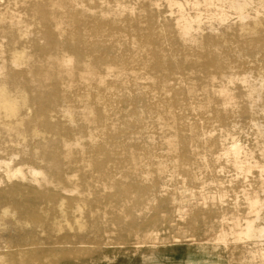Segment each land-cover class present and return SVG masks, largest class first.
<instances>
[{"label": "bare ground", "instance_id": "6f19581e", "mask_svg": "<svg viewBox=\"0 0 264 264\" xmlns=\"http://www.w3.org/2000/svg\"><path fill=\"white\" fill-rule=\"evenodd\" d=\"M26 1L25 3L29 4V6H27L31 11V16L37 17L43 25V30L41 29L42 31H39L47 40L46 46L41 45L43 47L39 44H34L35 51L37 54L43 53L44 55H46V51L50 52L51 55L49 56L53 61L48 65L45 64L48 68L43 70L45 68H40L39 64L41 63H38L39 68H37L35 65L36 62H32L34 55L31 56V61L27 60V56L15 52V49L13 50L14 53L10 51L8 57L3 55L4 52L1 55V62L4 61V63L0 66V212L11 203L9 202L10 196L24 193H28V196H30L33 192L36 194L35 196L38 198L39 205L43 211L47 207L48 209L52 208L51 210L53 211L57 209L56 212L60 214L62 218H64L62 213L66 210L65 204L68 202V209L74 210V213L71 214L73 216L71 217L77 219L76 222H79L78 224L81 225L80 218L82 214H84L83 211L85 206H89L88 200L90 199L81 196L82 191L79 187H81L82 183L77 182L76 175H72L76 177L73 179L74 177H71L67 170L63 169V167L61 168V163L72 165V167L75 165L74 168L83 169L85 173L82 174V178L88 179L95 175L98 179V182H96L99 184L101 182L102 184L101 189H95L94 192H102L110 189L112 192L106 195L104 199L109 203H114L119 208V206L122 207L125 205L126 198H131L130 195L132 192L136 195L135 192L142 193L144 191L146 193V191H152L153 187L142 186L140 182L149 180L153 172L156 174L158 173L159 169L155 166V164L159 162L158 158L160 161L165 158L174 162V164L170 162L165 171L169 173L168 170L170 168L174 169V172H172L173 176L177 174V169L192 167L191 163L192 160L195 159V156L205 154L206 152L210 153V151H208V146L213 145V147H215L214 145H217L218 142L216 138L209 136L210 133L206 130L209 129L208 126L214 128L218 125L221 126L222 130V126L235 123V115L233 119L231 115H229L231 111L233 112L232 108H235L238 104L232 102L234 97H236H233V93L230 92V86L232 84L237 85L243 96L247 98V106H243L240 110L241 115L254 113L259 100L264 97V77L262 80H259L256 76L253 77L251 74V71L255 70L257 67V65L254 66L257 61L251 57L260 53L263 56L260 58L264 59V30L259 27V21H261V17H264V0H185V4L189 3L192 6L191 10H193V7L195 8L196 13L194 15H187L186 12L183 13L185 10L184 7H182L183 4H180L181 2L178 3L180 5L177 6V0H165V2L169 4L167 6L172 9L177 7L178 12H180L178 19L175 21L171 19L169 26L172 28L171 30L168 29L169 31L165 30L164 27L163 30L162 28L160 29L154 24L153 21L155 20L151 23H149V21V24L145 22L144 25L143 19L141 20V15L138 16L136 9L134 11L123 10L124 6H122L123 8L116 7L117 9L114 12L112 11V15H107V10L105 9L104 11L103 9L100 13H94L88 20H85L87 17L83 19L78 16L80 11L77 12L74 10L72 0H45V2L37 0ZM142 1L144 2V0ZM175 4L176 6H171ZM16 6L17 5L14 7ZM64 6L68 7V10ZM61 7L66 8V11H61ZM94 7L95 6H93V8ZM180 7H182V10ZM186 7L189 8L188 6ZM19 8L21 10V7ZM130 8L132 7L130 6ZM24 10L23 12H25ZM123 11V15H128L127 17L124 16L126 18L125 20L118 17ZM201 12L205 13V15L207 14L211 20L207 21V17H202L203 13L201 14ZM169 13L170 12H168V14ZM177 14L179 13H176V15ZM59 15H64V18H61L62 16ZM129 15H131V17ZM231 15H234L237 21L238 19L240 20V23H237L241 24L242 29L239 35L240 38L236 41V46L234 45L235 48L233 49V55L237 54L236 58H238L235 61L232 60L235 63H231L232 61L227 63L228 58L224 59V55L222 54L224 51L220 49L221 47L224 49L222 39H219V36L216 35L217 33H213L216 26L228 24L229 18L232 17ZM173 16L175 15L173 14ZM18 17L21 19L20 15ZM19 18L11 13H7V11L3 13L0 12V35L5 36L10 34L11 38L16 41V37L21 33L23 27ZM23 18H25V16ZM202 18H205L206 21L210 23L208 25L210 30L205 34L203 42H199L198 40H200L202 34L198 36L197 32L198 30L204 29ZM160 19L159 17V20ZM205 19L203 22H205ZM248 19L252 20V23L251 26L249 25L250 27L246 28L244 22ZM25 27L26 26H24V28ZM232 30H236L235 27ZM226 32H228V30ZM219 34L220 33H218V35ZM222 34L223 33H221V35ZM230 37L228 36V39ZM33 41L35 42V40ZM228 43L227 41V44ZM134 46H136V48L131 49ZM34 54L36 55V53ZM226 54V56L230 55L227 52ZM257 57L259 58V54ZM20 64H27L28 67L22 71L8 72V69H12V67H16ZM143 66L148 69L145 73H134L131 71ZM218 75L224 80L219 84H215ZM145 76L149 82L146 84V87L143 88L140 79ZM44 79L52 80H49V82H51L48 83ZM122 85H125L126 89L132 88L135 90L140 95V99L144 100L147 107L153 111H151L153 115L147 118L148 120L150 119L149 121H145V117L141 115L142 113L140 114L136 110L131 112V107L133 106L130 101L120 97V93L123 92L121 89ZM191 102L202 103L203 108L200 112L203 117L202 119H196ZM262 104L264 107L263 100ZM209 106L215 108L214 116H211V114L207 112ZM75 109H78L79 112L77 114L80 116V123L76 127H70L68 125L66 127L61 123L62 120L59 122L55 121L57 117H55V114L57 113L59 116L62 115L63 120L66 118L65 120L71 125L75 120ZM132 114L136 115V118L134 120L128 119ZM150 114H148V116ZM53 118L55 120H52ZM134 121L138 123L137 129L132 127ZM254 125L256 126V124ZM231 128H233L232 125ZM236 128H238V126ZM148 129L154 131H148ZM231 131L233 132L234 130L231 129ZM83 133H85L84 135L87 137L85 140H82V137H84ZM79 134L80 136H77ZM231 135H229V137ZM256 135L257 139L264 136L263 131H261L259 127ZM157 139H159V141L156 142ZM220 139L222 140V138ZM220 139L219 144L222 143ZM226 140L228 139L223 138V141ZM227 142H229V140ZM237 142L238 140L232 138L229 144H227L228 146L223 143L221 144L223 146L221 149L224 151V156H226L227 160L231 162V165H233L236 170L240 169L242 163L245 161L252 163L255 157L253 154L254 152L250 151V149L246 151L244 148L245 146L243 147ZM199 147L203 150H199ZM216 152L219 154V151L216 150ZM215 154V151H213L211 157L218 158L216 156L217 154ZM222 154L220 153V155ZM17 158L26 166V169L23 168V166L18 168L12 167L13 165H11V162ZM14 163L18 162L15 161ZM252 168L253 166L246 167V169L249 170ZM45 170L48 171L49 175ZM191 173L195 172L192 170ZM144 174L147 175L145 180L143 177L139 178ZM192 175L193 174H190L191 177ZM260 176L262 177L261 181L264 182V171L260 172ZM187 177L188 175L186 178ZM94 178L95 177L91 178L90 181H93ZM125 179L130 180L127 181ZM258 179H260V177ZM82 182L87 183L89 187L91 186V183L89 184L88 181L82 180ZM214 182L215 181H213V183ZM242 183L246 185V182ZM158 184L159 181H156L153 185L155 186ZM248 185H250V183ZM206 186L204 185L203 187L202 185L203 188ZM255 186L257 187L256 184ZM236 187H238V185ZM249 188L252 187L250 186ZM259 188L257 187V189ZM260 189L263 190L262 187ZM220 190L221 191L217 192L216 195L214 194L215 196L205 197L202 203H200V200L197 198V202L195 201L190 205L192 210H190L189 213L183 212L182 206L177 204V200L176 198H172L173 196H165L166 198L162 200V205L170 210L174 208L173 206L178 208L177 211L181 217H179L176 224L177 227L178 225L187 228L193 227L192 225L196 224V222L204 224L206 228L200 230V235H196L197 238L193 237L192 240L185 241L187 246L202 249L205 251L203 254L216 257L213 261L204 257L205 259H202V264H231L232 261L224 257L225 250L229 247L228 241L230 240L235 242L236 245L232 248L239 250L240 257H246L248 260L260 257L261 260L259 263L252 259L249 261V264H264L263 254L259 252L257 255H254L257 251L248 248V243H257L258 240L264 239V198L255 190L251 192L243 190V199L246 205L243 207V204L238 200L232 201L230 199L231 201H228L226 199L228 197H226L228 191L226 192L222 190V188ZM164 191H166V188ZM224 191L225 194H223ZM239 191H241V189ZM107 192L109 191L107 190ZM69 193H71V195L77 193L78 195L76 194V197H70L68 195ZM87 193V195L85 193V196L90 194V192ZM102 196L104 195L101 193L96 194V199L94 201L96 203L100 202ZM150 197L153 198L152 195ZM237 198L235 197V199ZM140 201H142V199ZM106 205L108 204L106 203ZM133 206L134 204H132V207ZM153 208L155 207L153 206ZM124 209L123 211H126ZM114 211L111 212L114 213ZM123 211H121V213ZM19 212L21 213V210ZM88 212L91 214L93 209L90 208ZM95 212L98 213L97 211ZM56 214L50 215L49 217L44 216V219L41 220L47 233V235H45L43 232L46 238L44 243L46 247L43 249L42 256L53 257V255H58V258L60 257L62 262L61 264H73L70 262V259L72 256L75 258L78 254H82L81 252L84 253L81 246L85 243L88 244L86 240H88L89 237L87 238V236H90V238L92 237L93 241L94 238L100 236H97L98 226L94 228L97 219H90L91 222L92 220L94 221L92 224L93 229L88 231L87 234H78L79 231L78 233L71 234L69 230L66 231L68 229L65 227L66 224H63V222L67 221L65 219L66 217L62 219ZM101 214L97 217L99 218ZM124 215L127 216V214ZM138 215L141 214L138 213ZM45 217L47 218L45 219ZM108 217H110V215ZM129 219L130 218H127V220ZM38 222L40 223V221ZM145 224L146 237L142 238H146L147 240H144L148 241L150 245H148L149 249L147 251H140L141 253L138 254L142 264H151L147 262L149 260V255L152 254H161L171 257V253L176 252V244H178L179 240L171 242L167 240V238L159 235L160 229L158 228L157 217H153ZM106 226H108V224ZM39 229L40 228H38V230ZM31 230L32 229H29V231ZM101 230L107 231L105 228ZM131 233L132 232H130V234ZM26 234H28V232ZM230 234L232 237H229ZM116 236L119 235L116 234ZM183 237L185 236L183 235ZM25 238H27V236H25ZM205 240L207 242H205ZM113 242L115 241L113 240ZM38 245L39 243L36 242L35 238H29L26 242H22L21 245L15 246V248L12 246H10V248L7 246L2 247L0 245V264H42V262L37 263V253L33 251ZM57 245H63V247L58 249ZM142 245L144 246V242ZM42 247L44 248V246ZM98 247L102 249V245ZM137 247L139 246L137 245ZM85 248L86 247H84V249ZM187 249H189V247H187ZM94 250L95 248L93 251ZM101 253L105 254L106 251L103 249L97 252L99 255ZM115 253L121 254L120 251ZM38 254H40V252ZM97 254H95V256ZM121 256L127 257V255L124 256L122 254ZM142 257L146 258L142 259ZM40 259L44 260V257H40ZM43 264L46 263L43 262ZM82 264L99 263L96 261V257H93L91 260L89 259L88 262ZM124 264L130 263L127 262Z\"/></svg>", "mask_w": 264, "mask_h": 264}, {"label": "rangeland", "instance_id": "374dc122", "mask_svg": "<svg viewBox=\"0 0 264 264\" xmlns=\"http://www.w3.org/2000/svg\"><path fill=\"white\" fill-rule=\"evenodd\" d=\"M0 0V12H6L7 13H11L13 15H15L17 18H19L18 16L20 15L21 20L20 18V21L22 22L23 24V27L21 29V33L17 35L16 37V41L13 40V38H11L10 34H7L5 36H1L0 35V66L4 63L1 62V55H5V57H8L9 56V53L10 51H12L14 53V49H15V52L19 53V54H22V55H25L27 56V60L31 61V56L34 55V59H32V62H36V67L39 68V65H40V68L43 69V70H46L48 68V64L52 63L53 59L49 56L51 55L50 52L46 51V55H44L43 53H38L35 51V45L34 44H39L40 46L43 45V46H46L47 44V40L41 35V32L39 30H43V25L41 24L40 20L37 19V17H33L31 16V11L29 10V4L28 3H25L27 2L26 0ZM14 3H12V2ZM15 1H16V4H15ZM29 1H34V0H28ZM37 1H43L45 2V0H37ZM86 1V2H85ZM102 0H72V3L74 5V10H76L77 12H79V15L80 17H82L83 19H86L85 20H88L91 15H93L94 13H100L101 11H105V9L107 10L106 14L107 15H112V13L117 9L116 7H119L121 8L122 6H124L123 10H135L137 11L138 13V16L141 15V20L143 21V24L145 25V22H147V24L151 23L153 20L154 24L157 25L160 29L162 28L163 30V27L165 30H171V26H169L170 22H171V19H174V21L176 19H178V15H180V12H178L177 10V7L175 8H171L167 5V2H165V0H144V2L142 0H103L101 3L100 2ZM108 1V2H107ZM185 0H177V4L180 3L182 5V7H184V12H186L187 15H194L196 13V10L195 8L193 7V10L192 9V6L188 3V4H185L184 3ZM99 2V3H98ZM20 3V4H19ZM86 3V4H85ZM107 3V4H106ZM135 3V4H134ZM153 3V4H152ZM155 3V4H154ZM157 3V4H156ZM159 3V4H158ZM9 4V5H8ZM26 5V6H23V5ZM83 4V5H82ZM103 4V6H102ZM120 6H118V5ZM180 4H178L177 6H179ZM12 5H17L16 7L12 6ZM28 5V6H27ZM97 5V6H96ZM109 5V6H108ZM132 8H130V6ZM143 7H142V6ZM5 6V7H4ZM7 6V7H6ZM12 6V7H11ZM79 6V7H78ZM86 6V7H85ZM88 6V7H87ZM93 6H95L93 8ZM102 6V8H101ZM113 6V7H112ZM157 6V7H155ZM171 6H176L175 5H171ZM186 6H188L189 8H187ZM21 7V10L20 8ZM27 9H26V8ZM66 7V6H64ZM64 7H61V11L63 10V12H65L66 8L68 10V7L64 8ZM105 7V8H104ZM134 7V8H133ZM142 7V8H141ZM146 7V8H145ZM171 9H169V8ZM180 7V9L182 8ZM18 8V9H17ZM96 8V9H95ZM179 8V7H178ZM5 9V10H4ZM25 9V10H24ZM149 9V10H147ZM170 11H169V10ZM9 10V11H8ZM12 12H11V11ZM19 10V11H18ZM23 10L25 12H23ZM96 10V11H95ZM182 10V9H181ZM113 11V12H112ZM135 11V12H136ZM160 11V12H159ZM191 11H194V12H191ZM15 12V13H14ZM76 12V13H77ZM168 12H170L168 14ZM204 12V11H203ZM201 12V14L203 13ZM18 13V14H17ZM25 15H24V14ZM111 13V14H110ZM176 13H179L176 15ZM30 14V15H29ZM78 14V13H77ZM124 14V11L121 12V14L118 16L120 19H123L125 20L126 18L124 16H128L127 14L126 15H123ZM157 14V15H156ZM172 14V16H171ZM173 14L175 16H173ZM29 18H28V16ZM122 15V16H121ZM25 16V18H23ZM59 16H62L61 18H64V15H59ZM89 16V17H88ZM131 17V15H129ZM145 16V17H144ZM207 17V21H210V17L207 16V14L205 15V13H203L202 17ZM232 16V15H231ZM230 16V17H231ZM148 17V18H147ZM159 17L161 18L159 20ZM171 17V18H170ZM234 17V18H233ZM145 18V19H144ZM156 18V19H155ZM209 18V20H208ZM35 19V20H34ZM148 19V20H147ZM205 18H202V23L203 24V28L204 29H201V30H198L197 34L198 36L201 35L200 37V40H198L199 42H203L204 38H205V34H207L208 30H210L208 28V25L210 24L209 22L206 21L205 19V22L204 21ZM145 20V21H144ZM163 22H162V21ZM166 20V21H165ZM35 21V22H34ZM150 21V22H149ZM168 21V22H167ZM234 21V22H232ZM30 22V23H29ZM149 22V23H148ZM157 22V23H156ZM159 22V23H158ZM240 23V20L238 19L237 21V18L233 15L231 18H229L228 20V24H225L224 26H216L215 30L213 31V33H217L216 35L219 36V39L221 40L222 39V42L224 45V49H222V47L220 48L221 50H223L224 52L222 53L224 55V59H227V63H230L232 60L235 61L236 59V55H233V49L235 48L236 46V41H238V38L239 35H240V32H241V24H238ZM260 22V23H259ZM258 23L260 24V28L264 30V17H261V21H259ZM39 23V24H38ZM163 23V24H161ZM237 23V24H236ZM251 23H252V20L248 19V20H245L244 24L246 25V28L250 27L251 26ZM26 24V25H25ZM146 24V25H147ZM161 24V25H160ZM207 24V25H206ZM234 24V25H233ZM160 25V26H159ZM240 25V26H239ZM250 25V26H249ZM24 26H26L24 28ZM32 28H31V27ZM162 26V27H161ZM229 26H230V29H235L236 30H230L229 29ZM34 27V28H33ZM233 27V28H232ZM240 29H238V28ZM258 27V28H259ZM228 28V29H227ZM207 29V30H206ZM41 30V31H42ZM168 30V31H169ZM228 30V32H226ZM206 33H204V32ZM235 31V32H234ZM236 31H239V32H236ZM40 32V33H39ZM210 32V31H209ZM226 32V33H225ZM231 32V33H230ZM34 33V34H33ZM196 33V32H195ZM218 33H220L218 35ZM221 33H223L221 35ZM236 33V34H235ZM239 33V34H238ZM29 35V36H28ZM31 36V37H30ZM37 36V37H36ZM228 36L230 37L228 39ZM235 36V37H234ZM4 37V38H3ZM20 39H19V38ZM226 39H225V38ZM6 38V39H5ZM9 38V39H8ZM43 39V40H42ZM17 40H20V41H17ZM35 40V42L33 41ZM202 40V41H201ZM13 41V42H12ZM15 41V42H14ZM41 41V42H40ZM225 41V43H224ZM227 41L229 42L227 44ZM235 41V42H234ZM46 42V43H45ZM231 42V43H230ZM14 43V44H13ZM45 43V44H44ZM235 43V44H234ZM3 45V46H2ZM19 45V46H18ZM227 45V46H226ZM235 45V46H234ZM41 46V47H43ZM221 46V45H220ZM226 46V47H225ZM230 46V47H229ZM7 47V48H6ZM228 47V48H227ZM11 48V49H10ZM136 48V46L132 47L131 49H134ZM227 50H226V49ZM232 48V49H231ZM226 50V51H225ZM6 51V52H5ZM226 52L230 55L226 56ZM36 53V55L34 54ZM232 54V55H231ZM259 54V58L257 57ZM257 55H253L251 58L255 59L257 61V63L254 65L256 67L255 70L251 71V74L253 77H257L259 80H262V78L264 77V59L263 58H260V57H263L260 53H258ZM42 56V57H41ZM232 56V57H231ZM256 56V57H255ZM46 57V58H45ZM50 57V58H49ZM40 58V59H39ZM44 60H43V59ZM233 58V59H232ZM46 59V60H45ZM230 59V60H229ZM259 59V60H258ZM49 60V61H48ZM263 60V61H262ZM39 61V62H37ZM231 62V63H235V62ZM44 62V63H43ZM140 62V60H139ZM226 62V60H225ZM38 63H41L38 65ZM47 64V65H45ZM43 66V67H41ZM47 66V67H46ZM27 64H20L16 67H12V69H8V72H13V71H22V70H25L27 68ZM148 69L146 67H141L139 69H133L131 70L132 72L136 73V72H143L145 73ZM243 74V73H242ZM256 74V75H254ZM147 77L145 76L144 78H141L140 79V83L142 84V87H146V84L149 82V80L146 79ZM31 79V77H30ZM45 81H47L48 83L49 80H52V79H44ZM54 80V79H53ZM219 82H218V81ZM222 79L221 76L219 77L218 75V78L215 80V84H219L220 82H222ZM233 85V84H232ZM230 86V92L233 93V97L234 99L232 100V102H236L238 103L236 105V107L232 108L233 112L231 111L229 115H231L232 119L234 118L235 120V125L234 124H230V125H225V126H222V130H221V126H216L214 128H211L212 126H208L209 129H206L208 130V132L211 134H209V136H212L213 138H216L217 139V142L218 144L217 145H214L215 147H213V145L211 146H208V151H210V153L206 152L205 154H200V155H197L195 156V159L192 160V169L190 168H187V169H184V168H181V169H177L176 171L177 174H174L172 176V172H174L172 168H170L168 172H165L166 169L168 168L170 162L171 164H174L173 161H169L168 159H165L163 158L162 161H160V159L158 158L159 162L155 164V166L158 167V175L153 172L149 178V180H145L146 179V176L147 175H141V177L139 178H144V182H140L142 186H151L153 187L152 188V191H146V193L143 191L142 193L140 192H135L136 195L134 194V192L131 193L130 197L131 198H126V202H125V205L124 206H119V208L117 207V205H115L114 203H109L107 200L104 199V197L106 195H108L110 192H112L110 189H107L109 192H107V190L105 191H102V192H94L95 189H101V182L100 184L97 183L98 182V179L96 178L95 175L89 177L88 179L87 178H82V174H84V170L82 169H78V168H74L75 165L72 167V165L70 166L69 164H66L68 166H66L64 163H61V168L63 167V169L67 170L69 172V175L71 177H74L76 175V177H74L73 179H77V182L78 183H82L81 184V187H79V189L82 191V195L81 196H84V197H88L87 199H90L88 200V205L89 206H85V209L83 211V213L85 214H82L81 218L83 216L82 219L80 218V223L81 225H79L78 223L79 222H76L77 219H75L74 217H71L73 215H71L72 213H74V210L72 209H68V202L65 204V211L62 213V215L64 216V218L67 220L65 222H63V224H66L65 227H66V231H70L69 233L73 234V233H79L78 234H81V235H85L87 234L88 231L92 230L93 229V220H96V224L94 226V228H97L98 226V235H100L99 237H96L94 238V241H93V238L90 236H87L88 240H86L88 242V244H84L81 246V249L84 250V253L81 252L82 254H78L77 257L72 258L70 259V262H72L73 264H82V263H85V262H88L89 259L91 260V258L93 257H96V261H98L99 264H124V263H127L129 262L130 264H142V261L140 260V257L138 256L139 253H141L140 251H147L149 249V246L150 245L148 243V241H145L147 240L146 238H142V237H146L145 234H146V229H145V223H148V221H150L153 217H157L158 218V228L160 229V232H159V235L161 237H165L167 238V240L171 241V242H174L175 240H179L178 241V244L177 245V249H176V252H173L171 253V257H167V256H164V255H161V254H152V255H149V260L147 263H151V264H202L203 261L202 259L204 257L210 259L211 261L215 260L216 257L214 256H211V255H205L203 254V252H205L204 250L202 249H198V248H194V247H190V246H187L186 245V242L187 240H192L193 237L197 238L196 235H200L199 232L200 230H203L204 228H206L204 226V224H199L198 222H196V224H193L192 226L193 227H184L182 225H178L177 227V222L179 220V217H181V215L178 214V211H177V207L176 206H173L174 208H172V210H170L169 208H167L166 206L162 205V200L166 197H172V198H176V202L177 204H180L182 206V209H183V212L185 211V213H189L191 209L190 205L192 203H194L195 201L197 202V198L198 200H200V203H202L205 199V197H211V196H215L217 194V192L221 191L220 189L222 188V190H225L227 193H226V199L228 201H233V200H238L241 204H243V207H245V201L243 199V196H244V191H248V192H251L252 190H255L259 193V195L261 197L264 198V182L261 181V176H260V172L261 171H264V136L262 138H256L257 135V130H258V127L260 128L261 131H263V135H264V107H263V104H262V100L264 101V97L259 100L258 102V105L260 106H256L255 108V112L257 113H250V114H242L240 113V110L243 108V106H247V98L245 96H243L241 90L238 88L237 85H233V86ZM237 86V87H236ZM235 87V88H234ZM122 91L120 93V97L123 98V99H127L128 101H130L131 105L133 107H131V112L136 110L138 111L141 115H143L145 117V121L148 120L147 118H150V116H152V110L147 107V104L144 100H141L140 99V95L135 91L133 90L132 88H128L126 89V86L125 85H122L121 87ZM239 91V92H238ZM246 99V100H245ZM237 100V101H236ZM245 101V102H244ZM245 103V104H244ZM242 104V105H241ZM240 105V106H239ZM191 106H192V109L194 110V115L196 117V119H202L203 117L201 116V110L203 108V105L201 102H191ZM208 113L211 114V116H214L213 114L215 113V108H211V106H209V108L207 109ZM238 110V111H237ZM76 113H75V116H74V122L70 125L65 119L63 120V117L62 115H58L57 113L55 114V119L53 118L52 120H55L56 122H59L60 120L61 123L63 125H65L67 127L70 126V127H76L77 125H79L80 123V116H78V109H75ZM150 111V112H148ZM152 111V112H151ZM130 112V114H131ZM263 112V113H262ZM144 113V114H143ZM151 113V114H150ZM229 113V112H228ZM148 114H150L148 116ZM239 114V116H238ZM253 114V115H252ZM235 115V116H234ZM234 116V117H233ZM61 117V118H60ZM251 117V118H250ZM259 117V118H258ZM59 118V119H58ZM131 119V120H134L136 118V115L132 114L131 117L129 116L128 119ZM237 118V119H236ZM238 119H241V120H238ZM251 119V120H250ZM150 120V119H149ZM148 120V121H149ZM238 120V121H236ZM241 121V122H240ZM248 122V123H247ZM256 122V123H255ZM77 123V124H76ZM242 123V124H241ZM245 123V124H244ZM250 123V125H249ZM238 124V125H237ZM240 124V125H239ZM253 124V125H252ZM254 124H256V127ZM74 125V126H73ZM231 125L233 126V128H231ZM244 125V126H243ZM247 125V126H245ZM249 125V126H248ZM230 126V127H229ZM235 126V127H234ZM238 126V128H236ZM255 126V127H254ZM133 128L137 129L138 128V123L137 122H133V125H132ZM227 128V129H226ZM230 128V129H229ZM212 129V130H211ZM231 129H233L234 131L232 132ZM241 129V130H240ZM68 130V129H67ZM147 130V129H145ZM151 130V129H148V131ZM221 131V134H220V131ZM228 130V131H227ZM246 130V131H245ZM152 132L154 130H151ZM240 131V132H239ZM243 131V132H242ZM214 132V133H213ZM216 132V133H215ZM229 132V133H228ZM242 132V133H241ZM232 135L229 137V135ZM85 133H83V136L82 137V140H85L87 137L86 135H84ZM208 134V133H207ZM220 134V135H219ZM234 135V136H233ZM77 136H80L77 135ZM219 136V137H218ZM223 136V137H222ZM226 136V137H225ZM235 139V140H238L237 143H239L240 145H242L246 151H248L250 149V151L254 152L253 154L255 155L254 159L252 160V163H248V162H244L242 163L240 169L236 170L234 168L233 165H231V162H229L226 158V156H224V151H222L223 149V146L221 145L222 143L224 145H227L229 144L230 142V139ZM233 136V137H232ZM222 138V140L220 139V143L219 144V139ZM255 137V138H254ZM223 138L224 139H228L229 142H227L228 140L226 141H223ZM253 139V140H252ZM257 139V140H256ZM159 141V139L156 140V142ZM155 142V143H156ZM256 143V144H255ZM157 144V143H156ZM221 147H220V146ZM218 146V147H217ZM228 146V145H227ZM225 147V146H224ZM200 149L199 150H203L201 147H199ZM210 148V149H209ZM219 151L217 154L216 150ZM247 148V149H246ZM214 149V150H213ZM221 149V151H220ZM254 149V151H253ZM256 150V152H255ZM215 151V154L218 158L216 157H211V153ZM220 153L222 155H220ZM220 155V156H218ZM206 158V160H205ZM15 161H17L18 163H14ZM173 162V163H172ZM19 164H22V165H19ZM63 164V165H62ZM11 165H13L12 167L14 168H18V167H22L26 169V166L23 165V163L20 161V159H15L13 162H11ZM80 165V164H78ZM66 166V167H65ZM70 166V167H69ZM233 166V167H232ZM248 166H253V168L251 170L249 169H246V167ZM38 167V166H36ZM189 169V171H188ZM187 170V171H186ZM193 170V172L195 173H191ZM203 172H202V171ZM207 170V171H206ZM46 173H48V171L45 170ZM71 172V173H70ZM180 172V173H179ZM189 172V174H188ZM202 172V173H201ZM206 172V173H205ZM216 172V173H215ZM81 173V174H80ZM200 173V175H199ZM74 174V176H72ZM156 176H155V175ZM190 174H193L192 177L190 176ZM195 174V175H194ZM49 175V173H48ZM78 175V176H77ZM171 175V176H170ZM188 175V177L186 178V176ZM209 175V176H208ZM211 175V176H210ZM216 175V176H215ZM259 175V176H258ZM162 176V177H160ZM195 176V177H194ZM93 181L91 182L90 179L93 178ZM158 177V179H157ZM176 177V178H175ZM210 177V178H208ZM217 177V178H216ZM260 177V179H258ZM175 180H174V179ZM193 178V179H192ZM200 178V180H199ZM204 178V179H203ZM206 178V179H205ZM257 178V179H256ZM87 179V180H86ZM97 179V180H96ZM167 179V181H166ZM197 179V180H196ZM202 179V180H201ZM82 180H85V181H88L89 184L91 185L90 187L87 186V183H83ZM125 180H130V179H125ZM151 180V181H150ZM191 180V181H190ZM193 180V181H192ZM263 180V179H262ZM76 181V180H75ZM97 181V182H96ZM148 181V182H147ZM156 181H159V184L158 185H153L154 183H156ZM162 181V182H161ZM189 181V182H188ZM199 181V182H198ZM201 181V182H200ZM204 181V182H203ZM209 181V182H207ZM211 181V182H210ZM213 181H215L213 183ZM256 181V182H255ZM165 182V183H164ZM198 182V183H197ZM242 182H246V185H244ZM255 182V183H253ZM262 182V183H261ZM94 185H93V184ZM144 183V184H143ZM191 183H192V186H196V187H192L191 186ZM209 183V184H208ZM238 187H236L237 185ZM241 183V184H240ZM250 183V185H248ZM258 183V184H257ZM262 185H261V184ZM163 184V186H162ZM207 184V186H206ZM211 184V185H210ZM214 184V185H212ZM243 184V185H242ZM255 184L257 185V187L259 188H263V190H261L260 188L257 189V187L255 186ZM260 184V185H259ZM160 185V186H159ZM174 185V186H173ZM187 185V186H186ZM204 185L207 187L203 188ZM217 185V186H216ZM240 185V186H239ZM85 186H86V190H85ZM99 186V187H98ZM162 186V187H161ZM213 186V187H212ZM243 186V188H242ZM245 186V187H244ZM252 187V188H249V187ZM255 188H254V187ZM93 187V188H92ZM200 187V188H199ZM202 187V188H201ZM240 187V188H239ZM248 187V188H246ZM162 188V189H161ZM166 188V191H164ZM219 188V189H218ZM224 188V189H223ZM229 188V190H228ZM246 188V189H245ZM94 189V190H93ZM160 189V190H158ZM164 189V190H163ZM183 189V190H182ZM201 189V190H200ZM217 189V190H216ZM233 189V190H232ZM236 189V190H235ZM241 189V191H239ZM245 189V190H244ZM248 189V190H247ZM164 192H163V191ZM182 190V191H181ZM186 190V191H185ZM212 190V191H211ZM232 190V191H231ZM244 190V191H243ZM261 190V191H260ZM169 191V192H168ZM225 191L223 192V194H225ZM230 191V192H229ZM84 192V194H83ZM87 192H90V194L88 196H85V193L86 195L88 194ZM93 192V193H92ZM148 192V193H147ZM152 192V193H151ZM239 192V193H238ZM95 193V195H94ZM98 193H101L102 196L101 197V201L100 202H95L94 200L96 199V194ZM106 193V194H105ZM140 193V194H139ZM161 193V194H160ZM168 193V195H167ZM171 193V194H170ZM193 193V194H192ZM232 193V194H231ZM234 193V194H233ZM243 193V194H242ZM32 194V195H31ZM30 194V196H28V193H24V194H21V195H13V196H10L9 198V205L7 206V208L3 209L2 212H0V245L2 247H5L7 246L8 248H10V246L14 247L17 246V245H21L22 242H26V240H28L29 238H35L36 239V242L39 243V247L36 246L33 251L37 253L36 255V258H37V263L39 262H43L46 263V264H61V260H60V257L58 258V255H53L50 256V257H46L45 255H43V249H45L46 245L44 244L45 241H46V238H45V235H47L42 223H41V220L44 219V216H47L49 217L50 215H54L56 214V210H51V209H48L45 208V210L43 211V209H41V206L39 205V201H38V198H36V194H34L33 192ZM73 194V193H72ZM76 194H73L71 195V193H69L68 195L70 197H76ZM144 194V195H143ZM150 194V195H149ZM184 194V195H183ZM195 194V195H194ZM206 196H205V195ZM215 194V195H214ZM222 194V195H223ZM230 194V195H229ZM263 196H262V195ZM27 195V196H26ZM78 195V194H77ZM128 195V196H129ZM149 195V196H148ZM153 196V198H151L150 196ZM162 195V196H161ZM192 195V196H191ZM194 195V196H193ZM237 199H235V197ZM144 196V197H143ZM160 198H159V197ZM166 196V197H165ZM186 196V197H185ZM196 196V197H195ZM18 197V198H17ZM140 197V198H139ZM233 197V198H232ZM241 200H240V198ZM13 198V199H11ZM151 198V199H150ZM156 200H155V199ZM157 198H158V201H157ZM188 198V199H187ZM196 198V199H195ZM201 198V199H199ZM203 198V199H202ZM229 198V199H228ZM17 199V200H16ZM19 199V201H18ZM103 199V200H102ZM136 199V200H135ZM142 199V201H140ZM183 199V200H182ZM187 199V200H186ZM195 199V200H194ZM231 199V200H230ZM16 200V201H15ZM130 200V201H129ZM134 200V201H133ZM147 200V201H146ZM160 200V202H159ZM31 201V202H30ZM144 201V202H143ZM191 203H190V202ZM15 202V203H14ZM19 202V203H18ZM23 202V203H22ZM136 202V203H135ZM143 202V203H142ZM152 202V203H151ZM244 202V203H242ZM95 203V205H94ZM101 203V204H100ZM105 203V205H104ZM106 203L109 205H106ZM131 203V204H130ZM14 204V205H13ZM30 204V205H29ZM114 204V205H111ZM132 204H134V206L132 207ZM141 204V205H140ZM151 204V205H150ZM12 207H11V206ZM97 205V206H96ZM129 205V206H128ZM137 205V206H136ZM144 205V206H143ZM92 206V207H90ZM105 206V207H104ZM111 206V207H110ZM115 208H114V207ZM144 208H142V207ZM150 208H148V207ZM153 206L155 208H153ZM172 206V205H171ZM15 207V209H14ZM102 207V208H101ZM110 207V208H109ZM157 207V208H156ZM161 207V209H160ZM180 207V206H179ZM90 208L93 209V212L91 214H89L88 210ZM97 208V209H96ZM125 208V209H124ZM136 208V209H135ZM87 209V210H86ZM107 209H110V210H107ZM113 209V210H112ZM120 209V210H119ZM126 210V211H123ZM132 209V210H131ZM134 209V210H133ZM142 209V210H141ZM175 211H174V210ZM21 210V213L19 212ZM68 210V211H67ZM116 212H115V211ZM130 210V211H129ZM157 210V211H155ZM161 210V211H160ZM165 210V211H164ZM38 211V212H37ZM95 211H97L98 213H96ZM109 211V212H108ZM111 211H114L111 212ZM118 211V212H117ZM121 211H123L121 213ZM128 211V212H127ZM140 211V212H139ZM145 211H148V212H145ZM155 213H154V212ZM164 211V212H163ZM55 212V213H54ZM69 214H67V213ZM87 212V214H86ZM134 212V213H133ZM160 212V213H159ZM162 212V213H161ZM174 214H173V213ZM43 213V214H42ZM54 213V214H53ZM103 215H102V214ZM110 213V214H109ZM138 213H140L141 215H138ZM144 213V214H142ZM164 213V214H163ZM65 214V215H64ZM99 214H101L99 216V218L97 217ZM106 214H109L110 217H108L109 215H106ZM114 214V215H113ZM124 214H127L124 215ZM132 214V215H131ZM173 214V215H172ZM38 215H41V216H38ZM43 215V217H42ZM59 218H62L60 216V214H56ZM68 215V216H67ZM112 215V216H111ZM124 215V216H123ZM146 215V217H145ZM148 215V216H147ZM153 215V216H152ZM168 215V216H167ZM90 216V217H88ZM93 216V217H92ZM96 216V218H95ZM132 216V217H131ZM144 216V217H143ZM168 218H167V217ZM174 216V217H173ZM16 217V218H15ZM28 217V218H27ZM35 217V218H34ZM45 217V219L47 218ZM88 217V219H87ZM101 217V218H100ZM103 217V218H102ZM106 219H105V218ZM108 217V218H107ZM123 217V218H122ZM130 218L129 220H127V218ZM22 218V220H21ZM62 218V219H64ZM92 222L90 219H92ZM110 218V220H109ZM112 218V219H111ZM146 218V219H145ZM31 219V220H30ZM37 219V220H36ZM86 219V220H85ZM103 219V220H102ZM114 219V220H113ZM125 219H126V222H125ZM29 220H30V223H29ZM82 220V221H81ZM100 220V221H99ZM106 220V221H105ZM123 222H122V221ZM141 220V221H140ZM145 220V221H144ZM16 221V222H15ZM18 221V222H17ZM37 221V222H36ZM40 221V223L38 222ZM86 221V223H85ZM133 221V222H132ZM170 221H171V224H170ZM175 221V222H174ZM101 222V223H100ZM111 224H110V223ZM136 222V223H135ZM144 224H143V223ZM108 224V226L105 225ZM116 223V224H115ZM125 223V224H123ZM135 223V224H134ZM83 224V225H82ZM101 224H104V225H101ZM139 224V225H138ZM162 224V225H161ZM164 224V225H163ZM170 224V225H169ZM26 225V226H25ZM88 227H86V226ZM127 225V227H126ZM196 225V226H195ZM217 225V224H216ZM82 226V227H81ZM90 226V227H89ZM92 226V227H91ZM102 226V227H101ZM104 226V227H103ZM106 226V227H105ZM116 226V227H115ZM181 226V227H180ZM31 227V228H30ZM72 227V228H71ZM77 230H76V228ZM101 227V228H100ZM115 227V229H114ZM38 228H40L38 230ZM105 228L107 231H103L101 229ZM119 228V229H118ZM179 228V229H178ZM29 229H32L31 231H29ZM122 231H121V230ZM194 229V230H193ZM37 230V231H36ZM111 230V231H110ZM126 230V231H125ZM134 230V231H133ZM163 230V231H162ZM193 230V231H192ZM33 231V232H32ZM81 231V232H80ZM114 231V232H113ZM118 231V232H117ZM178 231V232H177ZM28 232V234H26ZM44 232V234H43ZM101 232V233H100ZM104 232H105V235H104ZM108 232V234H107ZM130 232H132L130 234ZM182 232V233H181ZM186 232V233H185ZM188 232V233H187ZM230 232V231H229ZM32 233V234H31ZM38 233V234H36ZM65 233V232H64ZM100 233V234H99ZM113 233V234H112ZM124 233V234H123ZM128 233V235H127ZM144 233V234H143ZM164 233V234H163ZM177 233V234H176ZM111 234V235H110ZM119 235V236H116ZM134 234V235H133ZM191 234V235H189ZM27 236V238H25V236ZM42 235V236H40ZM109 235V236H108ZM131 235V236H130ZM133 235V236H132ZM138 235V236H137ZM171 235V236H170ZM183 235L185 237H183ZM188 235V236H186ZM193 235V236H192ZM30 236V237H28ZM39 236V238H38ZM108 236V237H105ZM114 236V237H113ZM25 239H24V238ZM38 239H37V238ZM47 237V236H46ZM133 237V238H132ZM172 237V239H171ZM229 237H232V235L230 234ZM104 238V239H103ZM120 238V240H119ZM140 238V239H139ZM206 238V236H205ZM204 238V239H205ZM18 239V240H17ZM136 239V240H134ZM145 239V240H144ZM185 239V240H184ZM40 240V241H39ZM42 240V242H41ZM96 240V241H95ZM100 240V241H98ZM112 240V241H111ZM113 240L116 242H113ZM118 240V242H117ZM143 240V241H142ZM149 240V238H148ZM183 240V241H182ZM22 241V242H21ZM104 241V242H103ZM123 241V242H121ZM140 241V242H139ZM231 241V242H230ZM228 241L229 242V247L225 250V254H224V257L229 260V261H232L231 264H249V261H251L252 259L255 260V262H260V257H257L256 259L252 258V259H247L246 257H240L239 256V250L238 249H233L232 247H234L235 242L233 240H230ZM21 242V243H20ZM41 242V243H40ZM108 242V243H107ZM138 242V243H137ZM144 242V246L142 245ZM205 242H207L205 240ZM20 243V244H19ZM43 243V244H42ZM102 243V244H101ZM111 243V244H110ZM113 243V244H112ZM133 245H132V244ZM137 243V244H136ZM117 246H115V245ZM122 244V245H121ZM189 244V243H188ZM44 246V248L42 246ZM92 245V247H91ZM102 245V249L98 246ZM111 245V247H110ZM125 245V246H124ZM127 245V246H126ZM137 245L139 247H137ZM141 245V246H140ZM96 246V247H95ZM104 246V247H103ZM115 246V247H114ZM119 246V247H118ZM134 246V247H133ZM58 249L62 248L63 245H57ZM83 247V248H82ZM84 247H86L84 249ZM106 247V248H105ZM187 247H189V249H187ZM95 248V250L93 251V249ZM98 248V249H97ZM138 248V249H137ZM248 248L250 249H253V250H256L257 252H255L254 255H257L259 252L263 254V259H264V239L263 240H258L257 243H248ZM5 249V248H4ZM7 249V248H6ZM88 249V251H87ZM105 250L106 253H101L100 255L97 254L98 251H102V250ZM8 250V249H7ZM231 250V251H230ZM40 254H38L39 252ZM91 251V252H90ZM117 251H120L122 255H127V257H122L121 254H117L115 252ZM139 251V252H138ZM234 251V252H233ZM90 252V253H89ZM126 252V253H125ZM138 252V253H137ZM137 253V254H136ZM88 254V255H87ZM94 254V255H93ZM95 254H97L95 256ZM137 256H136V255ZM86 255V256H85ZM104 255V256H103ZM55 256V257H54ZM82 256V258H81ZM40 257H44V260L43 259H40ZM86 257V258H85ZM52 258V260H51ZM54 258V259H53ZM79 258V259H78ZM146 257H142V259H145ZM241 258V260H240ZM243 258V259H242ZM245 258V259H244ZM77 259V260H76ZM107 259V260H106ZM113 259V260H112ZM205 259V258H204ZM231 259V260H230ZM40 260V261H39ZM79 261V262H76V261ZM106 260V261H104ZM234 260V261H233ZM49 261V262H48ZM56 261V262H55ZM109 261V262H108ZM209 261V260H208ZM51 262V263H50ZM235 262H238V263H235ZM40 264V263H39Z\"/></svg>", "mask_w": 264, "mask_h": 264}]
</instances>
